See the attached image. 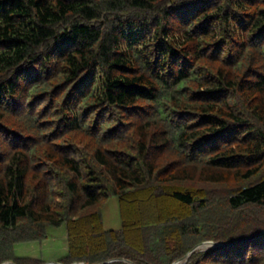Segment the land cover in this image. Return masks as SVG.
<instances>
[{
  "label": "trees",
  "instance_id": "16d2710c",
  "mask_svg": "<svg viewBox=\"0 0 264 264\" xmlns=\"http://www.w3.org/2000/svg\"><path fill=\"white\" fill-rule=\"evenodd\" d=\"M0 135V264L62 225L67 264H175L206 239L225 247L186 264H264V0H0ZM232 178L224 197L186 186Z\"/></svg>",
  "mask_w": 264,
  "mask_h": 264
},
{
  "label": "rangeland",
  "instance_id": "374dc122",
  "mask_svg": "<svg viewBox=\"0 0 264 264\" xmlns=\"http://www.w3.org/2000/svg\"><path fill=\"white\" fill-rule=\"evenodd\" d=\"M215 45V44H214ZM221 47H223V45H221ZM226 46L224 49V55L225 58H227V53H226ZM212 56L213 55V51L211 52ZM226 53V54H225ZM211 56V55H210ZM217 59V58H216ZM213 59L212 60H216ZM255 61H253L254 63ZM98 73H100L101 75V71L98 70ZM41 103H38L36 105H34V109L37 110V119L39 122H43V119L45 117H49V116H55L52 120H53V124L55 125V128L58 129V133H61V118L62 116H64L62 113H58L56 112H52L54 110V102H52V104L50 105L49 108V103H47V101L45 100H40ZM41 104V106H43L42 110L40 111L39 108H37L39 105ZM29 105V103H28ZM28 107V106H27ZM47 108H49L47 110ZM30 110V109H29ZM95 117V115H94ZM116 121H114V125L117 126L118 124H120L121 126L125 124L126 121V117L125 115L120 114L119 116L116 117ZM52 124V123H50ZM16 124H12V126H15ZM20 125V124H18ZM21 126H23L21 124ZM23 128H18V127H11L10 129L7 130L11 131L14 133L15 132L19 133L18 135H27L26 131L22 130ZM124 129H126L125 127H123V129H121L120 131H118L117 133H111L110 138L109 139H116L117 136H123V131ZM112 129H110L111 131ZM30 133V132H29ZM28 133V134H29ZM109 133L106 132V134ZM16 135V134H15ZM17 135V136H18ZM22 135V136H24ZM0 137H2V135H0ZM37 141V145L38 146L40 144V142L45 141V138L43 137H37L36 138ZM77 142V141H76ZM78 143V142H77ZM123 148H125L126 144L121 143ZM120 144V148L121 147ZM39 150L37 151V153L39 154L42 150L41 146L37 147ZM109 148L111 149H119L117 146V143L115 142L114 145H111ZM178 155L173 154L171 152H166L164 155H162V157H160V163L163 165L161 168L163 169H167L166 167H168V163H172L177 161ZM36 164V163H35ZM186 186L191 187L195 193L197 195L201 194L204 195L206 192H209V194H211L212 196L215 197H224L225 195L229 194L230 192H233V190H237V188L243 186L240 184V182L238 180H236L235 178H232L229 184L226 185H221V186H210L207 185L206 183L203 182H193L190 184H186ZM180 186L177 185H171L170 188L171 189H176L179 188ZM189 187L187 189H189ZM139 209L141 208L140 206L138 207ZM98 210L100 211L101 217H102V221H103V225H104V231L106 232H114V233H119L122 234V232L124 231V225H123V216H122V212H121V200L118 197H111L108 198L107 200H105L98 208ZM206 211H210V210H206ZM215 212V211H214ZM210 213V212H209ZM259 212L258 214L260 215ZM212 214V213H211ZM223 212L222 211H218V213H214L213 215H211V217H213L214 221H212L210 219H207L208 224H210V226L215 225L218 226V224H220L222 222V224L219 226V228L223 227L224 225H226V219L224 220V217H222ZM221 215V216H220ZM218 217V219H216L215 217ZM223 218V219H222ZM187 222V221H185ZM135 231H137L139 233V237L143 239H145L146 242H144L143 244V249L150 251L149 255L154 257V254L157 255L156 253H154L155 247L152 246V240L149 236L144 235V233L141 234V230H137L134 229ZM140 238V239H141ZM219 243L222 245H225L224 243L217 241H210L207 240L202 242L200 245L204 244V243ZM197 243V242H196ZM198 245V246H200ZM197 246V247H198ZM154 248V249H153ZM72 249V245H71V239L69 238V234H68V228L67 225H62L60 227H47L46 230V237L44 238V240L41 241H30V242H19L13 245V253H14V257L15 260H18V264H21L23 262V264H67L70 260V252ZM210 249H214L212 247H205V248H200L197 249L195 252L196 254L199 253H205L207 251H209ZM194 253V252H193ZM190 255H188V257H186L185 259L177 262L179 264H186L187 262L190 261ZM15 260L12 261H8L4 264H17L15 262ZM29 262V263H28ZM157 264H162V262H156ZM175 263V264H177ZM71 264H82V263H71Z\"/></svg>",
  "mask_w": 264,
  "mask_h": 264
},
{
  "label": "water",
  "instance_id": "95a60500",
  "mask_svg": "<svg viewBox=\"0 0 264 264\" xmlns=\"http://www.w3.org/2000/svg\"><path fill=\"white\" fill-rule=\"evenodd\" d=\"M205 247H212V248H220V247H225V245H222V244H219V243H213V242H210V243H204L198 247H196L190 254H192L193 252H195L197 249H200V248H205ZM179 264V263H177Z\"/></svg>",
  "mask_w": 264,
  "mask_h": 264
}]
</instances>
